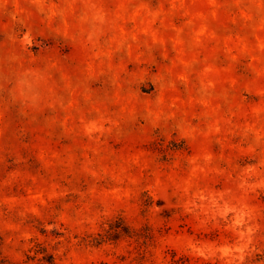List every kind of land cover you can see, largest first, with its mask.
<instances>
[{
	"label": "rangeland",
	"instance_id": "1",
	"mask_svg": "<svg viewBox=\"0 0 264 264\" xmlns=\"http://www.w3.org/2000/svg\"><path fill=\"white\" fill-rule=\"evenodd\" d=\"M0 264H264V0H0Z\"/></svg>",
	"mask_w": 264,
	"mask_h": 264
}]
</instances>
